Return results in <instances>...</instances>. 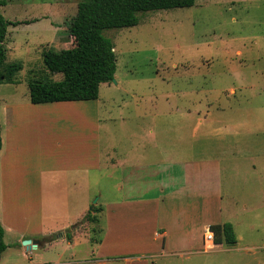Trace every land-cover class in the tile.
I'll return each instance as SVG.
<instances>
[{
    "label": "rangeland",
    "instance_id": "374dc122",
    "mask_svg": "<svg viewBox=\"0 0 264 264\" xmlns=\"http://www.w3.org/2000/svg\"><path fill=\"white\" fill-rule=\"evenodd\" d=\"M79 1L7 0L0 5V13L12 22L7 26L6 63L22 65L13 83L0 85L2 124L7 104L30 103V80L60 78L46 68L42 52L73 46L68 29ZM138 17L134 26L104 31L114 44L116 71L112 81L100 85L97 106L82 101L84 109L67 106L48 117L40 108L16 109L21 140L16 151L11 122L4 136L16 153L18 172L30 165L79 162L82 140L87 139L89 150L95 137L100 154L151 166L142 170L104 163L85 174L84 190L79 179L80 191L72 184L79 175L64 172L52 175V185L45 181L43 190L0 184V219L7 229L0 264H133L134 256L140 258L134 264H264V0H196L191 7L143 11ZM80 119L97 123V131L91 122L85 131ZM190 157L207 158L199 170L203 190L191 198L198 208L208 207L207 213L198 212V236L204 234L203 221H229L237 242L175 252L157 248L144 257L142 245L153 238V224L128 219L126 206L120 205L106 214L114 229L105 250L96 253L107 217L90 210L94 200V207H102L126 201L130 194L159 197L164 174L158 177V164ZM18 172V177L24 175ZM124 177L148 187L127 190ZM168 178L165 174L166 184ZM85 202L87 213H95L98 221L85 216L76 225L82 234L74 244L34 249L23 244L30 236L41 242L50 234L72 232L60 230Z\"/></svg>",
    "mask_w": 264,
    "mask_h": 264
},
{
    "label": "crops",
    "instance_id": "0c3cea01",
    "mask_svg": "<svg viewBox=\"0 0 264 264\" xmlns=\"http://www.w3.org/2000/svg\"><path fill=\"white\" fill-rule=\"evenodd\" d=\"M17 62V61H16ZM17 73V72H16ZM16 73L13 77H16ZM5 81L12 82L11 80H4L1 84L5 83ZM13 83V82H12ZM106 83V82H103ZM0 84V85H1ZM102 84V83H101ZM100 84V85H101ZM100 93V89H99ZM99 98V97H98ZM97 99L95 100H78V101H58V102H41V103H33L30 101V103H27L25 105L20 104H7L5 106L4 115L6 118V123L2 124V148L0 150V184L4 188V184H8V187L10 188V184L14 183L17 188L24 189V190H31L35 187H38L39 190H43L45 181L48 182V185L50 179H53V176L55 173L64 172L67 175L70 174H76L79 175L77 177H74L73 179V186L76 188L78 186V190H81V178H83V190L85 189V174L88 171L94 170L96 167L100 168L104 163L105 165H111L114 167L119 166H132V168H138V169H145L149 165L146 162H141L138 165H131V161L124 160L122 162L121 159L115 160V158H112L110 155L106 153V155L100 154L98 151L99 149V141L96 139H90L94 145L91 146L89 150H87L88 142L86 143L87 139H83L80 149L82 152H78V156L81 157V160L79 162L70 164V163H64L62 166H54L53 164H48L45 167H36L34 165H30L27 167L26 170H21L18 172V161L16 157V147H19L21 144V140L19 139V129L17 126V122L15 119V111L16 109H31L37 110V108H40L42 112L44 113V117H48V115H53L52 112L56 109H63L69 106H74L73 108H86L85 105H81L82 101L85 102H96L97 106ZM67 102H78L76 105H67L69 103ZM1 104V101H0ZM100 109V106H99ZM96 117L95 120L98 121V117H101V114L98 113V109L96 107ZM1 115V113H0ZM83 121V119H80ZM80 120L78 121V124L81 123ZM85 120V119H84ZM11 122V130H15V140L13 142V147L15 148V151H11L12 145L9 144V142H6L4 131L5 133L8 132V126ZM23 123V120L21 121ZM82 124L85 131L88 130L87 124L88 123H94L95 131H97V123L94 121L88 122V119L83 121ZM16 124V125H15ZM22 126V125H21ZM81 128V129H83ZM93 128L90 127V131ZM85 131H82L83 134H85ZM87 135V133L85 134ZM59 147H63V143L59 141ZM87 150V151H86ZM141 155V154H139ZM139 155H133L134 157H137ZM46 156L50 157L51 154H47ZM51 159V158H49ZM48 159V160H49ZM207 158H202L200 160L190 157L188 159L184 158H177L175 162H172L173 164H160L163 165V167H160L158 164V177H165V174L169 176L168 180L170 181L169 184H166V181H163V178H161V193L159 194V197L153 198V197H146L139 195L135 196L134 194H130V198H128L126 201L122 202H116L114 204H107L103 205L100 211L108 214L109 211H111V207H117V206H126L127 209V218H132L134 221L142 220V222L146 223L147 220H150L149 223L153 224L151 228L153 229V238L149 240L148 243H144L142 245L141 249V256H149L148 253L154 252L157 248L161 249L162 251L169 250V252H175L184 250L185 248H195L198 245H204L203 235L201 234L198 236V230H199V216L201 211L203 209V213H207L208 207L207 206H201L198 208L196 202L191 198H194V195L197 191L203 190V186H201V180L199 179L201 177L200 165L205 163L203 166L206 167ZM176 166L180 168H176ZM173 167V168H172ZM39 168V169H38ZM123 168V167H122ZM132 171H134L132 169ZM22 173L24 174L22 177H18L16 174ZM163 172V173H162ZM162 173V174H161ZM81 175V176H80ZM78 180V182L76 181ZM135 178L131 177H124L122 182L126 183L127 190L132 191H139L140 189H144L148 187L147 184L140 185V183H134ZM21 185V186H19ZM36 185V186H35ZM16 186L13 187L16 189ZM35 186V187H34ZM69 187H71V184H69ZM83 194L86 193L83 191ZM105 206V207H104ZM87 204L86 202L81 206V208L75 213L69 214L67 218V224L66 227L61 229L60 231L70 228L74 229L69 234L71 235V238L67 237V232L59 233V234H50V236H47L48 239L39 241V244L37 246H31L27 247V249H34L39 246L46 247V245L54 246L58 243L66 242L68 244H74L76 240L78 239V235L82 234V229L77 228V224L82 221V219L87 214ZM115 210V209H114ZM199 212V213H198ZM107 217V223L104 227V237L102 241L98 244L96 248V253H100L103 250H105L107 244L106 241L109 239L111 233L113 232L114 225L112 221H109V216ZM1 220V219H0ZM225 222V221H222ZM220 222V223H222ZM201 228L204 231L210 227L211 224H214L212 220L210 221H203ZM3 225V224H2ZM4 227V226H3ZM5 233H6V228ZM14 229V227H13ZM23 237L22 239L27 237V234L24 230L19 231ZM200 233V231H199ZM139 234V231H138ZM5 235V234H4ZM142 235V234H140ZM144 235V234H143ZM33 236H30L32 238ZM46 237V236H45ZM196 238H199L196 240ZM222 245V243L217 244ZM216 246V248H217ZM186 249V250H187ZM181 254H184L185 252H180ZM153 255V254H150ZM31 257V255H29ZM28 256V257H29ZM136 259H133L131 262L134 264L135 262H138L140 260L139 256H134ZM145 261V260H144ZM71 260H66L60 263L63 264H70ZM40 264H59V262H51V261H45L44 263ZM143 264H147L146 261Z\"/></svg>",
    "mask_w": 264,
    "mask_h": 264
},
{
    "label": "trees",
    "instance_id": "16d2710c",
    "mask_svg": "<svg viewBox=\"0 0 264 264\" xmlns=\"http://www.w3.org/2000/svg\"><path fill=\"white\" fill-rule=\"evenodd\" d=\"M7 0H0V5ZM196 0H80L77 12L68 29L74 39L71 47L42 52L43 62L59 79L29 82L30 100L33 103L95 100L99 97L100 84L112 81L116 71L114 44L104 31L112 28L134 26L139 22L138 13L150 10L191 7ZM11 21L0 13V84L4 80H13L21 63H6L5 44ZM19 23V22H16ZM2 148V123L0 121V150ZM101 206L94 207L95 212ZM86 217L98 221V216L89 211ZM210 229L215 233L217 244L228 245L237 242L234 226L231 222L214 223ZM5 229L0 220V257L7 245L4 241ZM71 238L69 232L66 233Z\"/></svg>",
    "mask_w": 264,
    "mask_h": 264
},
{
    "label": "built area",
    "instance_id": "2783aa9c",
    "mask_svg": "<svg viewBox=\"0 0 264 264\" xmlns=\"http://www.w3.org/2000/svg\"><path fill=\"white\" fill-rule=\"evenodd\" d=\"M203 240L207 249H212L217 246V243L215 242V233L210 227L204 231Z\"/></svg>",
    "mask_w": 264,
    "mask_h": 264
},
{
    "label": "water",
    "instance_id": "95a60500",
    "mask_svg": "<svg viewBox=\"0 0 264 264\" xmlns=\"http://www.w3.org/2000/svg\"><path fill=\"white\" fill-rule=\"evenodd\" d=\"M97 202V198L94 200V205L95 203ZM94 205L91 206L90 210H93L94 209ZM23 244L26 245L27 247H31V246H37L39 244V241L38 240H35V239H24L23 240Z\"/></svg>",
    "mask_w": 264,
    "mask_h": 264
}]
</instances>
